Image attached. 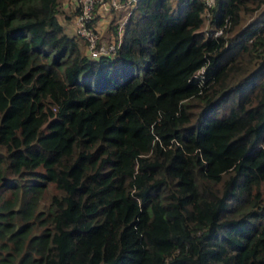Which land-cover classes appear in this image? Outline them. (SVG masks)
Instances as JSON below:
<instances>
[{
	"label": "trees",
	"instance_id": "16d2710c",
	"mask_svg": "<svg viewBox=\"0 0 264 264\" xmlns=\"http://www.w3.org/2000/svg\"><path fill=\"white\" fill-rule=\"evenodd\" d=\"M58 13L0 0V264H264V0Z\"/></svg>",
	"mask_w": 264,
	"mask_h": 264
},
{
	"label": "rangeland",
	"instance_id": "374dc122",
	"mask_svg": "<svg viewBox=\"0 0 264 264\" xmlns=\"http://www.w3.org/2000/svg\"><path fill=\"white\" fill-rule=\"evenodd\" d=\"M110 0H92L91 14L94 26L97 27V38L95 41H100L106 44L111 36L109 30L106 31L109 21H121L123 17L129 12V8L125 11L119 9H111L108 7ZM80 8L79 0H59L58 19L63 25L65 33L73 35L75 32V17ZM110 35V36H109ZM84 53L88 52L86 43L81 40Z\"/></svg>",
	"mask_w": 264,
	"mask_h": 264
},
{
	"label": "built area",
	"instance_id": "2783aa9c",
	"mask_svg": "<svg viewBox=\"0 0 264 264\" xmlns=\"http://www.w3.org/2000/svg\"><path fill=\"white\" fill-rule=\"evenodd\" d=\"M80 8L78 9L77 16L75 17V32L79 35L86 43L88 53L90 55H103L109 54L115 50V43L112 40H108L106 44L100 41H95L97 38V29L92 27V14L91 5L92 0H79ZM136 0H110L108 7L111 9H119L125 11L133 6ZM206 6H212L214 0H203ZM128 10V11H129ZM127 15V14H126ZM125 15V16H126ZM125 16L121 21L118 22L117 31L120 33L121 24L125 20ZM216 31L215 33H218ZM119 39V36H118Z\"/></svg>",
	"mask_w": 264,
	"mask_h": 264
},
{
	"label": "crops",
	"instance_id": "0c3cea01",
	"mask_svg": "<svg viewBox=\"0 0 264 264\" xmlns=\"http://www.w3.org/2000/svg\"><path fill=\"white\" fill-rule=\"evenodd\" d=\"M96 29H97V27H96Z\"/></svg>",
	"mask_w": 264,
	"mask_h": 264
}]
</instances>
